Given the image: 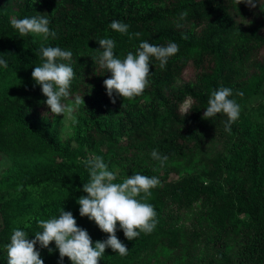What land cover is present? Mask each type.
Returning <instances> with one entry per match:
<instances>
[{
    "label": "trees",
    "instance_id": "1",
    "mask_svg": "<svg viewBox=\"0 0 264 264\" xmlns=\"http://www.w3.org/2000/svg\"><path fill=\"white\" fill-rule=\"evenodd\" d=\"M251 9L257 16L242 20ZM37 14L46 15L55 32L46 42L19 37L10 26L13 18ZM114 19L128 23V31L111 30L108 24ZM102 37L113 39L114 55L120 58L135 52L141 40L174 41L178 51L163 69L150 58L148 84L141 94L123 98L113 93L110 99L103 85L110 73L95 60L100 46L94 39ZM41 43L71 50V60L64 61L74 71L69 91L88 104L76 108L73 135L67 139L61 135L62 114L50 113L31 78L32 68L40 63L36 49ZM263 51L264 0L255 7L237 0H0V55L7 60V67L0 69V156L11 162L0 173V264H7L3 245L13 227H24L31 239L39 230L36 220L57 216L61 208L72 213L93 242L106 239L107 233L78 213L76 199L86 195L81 189L88 173L78 158L81 148L71 142L91 143L97 150L108 146L104 161L111 170L117 156L150 144L151 130L157 128L162 131L154 133L157 145L176 168L133 167L160 181L145 201L153 206L156 225L133 240L117 227L115 235L127 254L106 247L98 264H174L176 258L193 255L203 240V264H264V120L240 109L230 126L229 132L237 135L227 144L230 153L208 159L203 153L198 174L170 179L171 172L179 174L176 163L192 165L197 152H203L200 144L224 131V114L203 117L211 91L232 89L240 106L261 92ZM190 64L192 79L177 87L176 80ZM186 97L192 103L184 115L178 106ZM143 103L148 108L141 112L146 126L125 123L129 143L122 146L111 122L125 111L138 114ZM123 178L115 176L113 182ZM37 248L43 264H60L53 241ZM62 264L71 261L65 256Z\"/></svg>",
    "mask_w": 264,
    "mask_h": 264
},
{
    "label": "clouds",
    "instance_id": "2",
    "mask_svg": "<svg viewBox=\"0 0 264 264\" xmlns=\"http://www.w3.org/2000/svg\"><path fill=\"white\" fill-rule=\"evenodd\" d=\"M239 2L250 7L259 5V0H237V3ZM184 15L185 13L181 12L180 19H183ZM9 23L19 37L31 35L43 42L49 37H55V32L49 28L48 17L43 14L13 18ZM108 27L124 34L129 25L114 19L109 22ZM94 40L100 46L95 57L96 63L104 73H110V76L103 80L110 99L113 93L123 98L141 94L148 84L150 58L157 60L159 67L163 69L168 58L178 51L174 41L167 44H151L147 40H141L135 52L128 51L120 58L114 55L115 42L112 38L102 37ZM36 53L40 57V63L32 68L31 78L46 97L43 103L53 116L62 114V119L74 124V112L83 101L82 96L69 91L74 71L71 63L64 61L71 60V50L41 43ZM6 67L7 60L0 55V69ZM191 102V97H186L178 106V110L184 115L187 114L190 112ZM239 111L240 105L232 97V89L219 86L209 93L203 117L224 114V130L229 132L231 124L239 116ZM149 155L161 166L167 159L155 149ZM81 163L88 173V180L82 183L81 189L86 195L76 199L79 205L78 213L82 217L87 216L99 230L107 233L106 239L93 242L87 231L77 226L72 213L61 208L57 216L36 220L39 230L31 239H28V234L23 228H12L8 242L3 245L7 264H43L39 249L34 250V245L47 248L50 241L54 242L58 250L60 264L65 256L71 264H98V259L104 255L106 247L119 255L127 254L128 248L115 235L117 227L128 240H133L141 232L149 233L154 229L156 213L152 204L145 201L150 195V189L160 183L157 176L133 172L131 176L123 178L122 182L115 183L113 181L116 173L109 170L101 156L93 154L84 158ZM19 187L18 185L17 189ZM140 193L143 195L139 196ZM48 251L51 252L52 249L49 248Z\"/></svg>",
    "mask_w": 264,
    "mask_h": 264
},
{
    "label": "rangeland",
    "instance_id": "3",
    "mask_svg": "<svg viewBox=\"0 0 264 264\" xmlns=\"http://www.w3.org/2000/svg\"><path fill=\"white\" fill-rule=\"evenodd\" d=\"M256 16L257 15L254 13L253 9H251V11L245 16L243 15V18L241 19L244 21H248L247 18L252 19V18H255ZM263 53L264 51L259 56L262 57ZM192 77H193V65L190 64L183 71L182 75L176 80V86L177 87L183 86L186 82L192 79ZM82 101L83 103H81L78 107H81L87 104L86 100H82ZM144 105L145 104L143 103L142 107L139 108L141 111L136 115L130 114V116H128L125 111L123 113H120L118 117L119 119L112 120L111 125L113 128H115L116 131L119 132L120 137L118 139L120 143L122 144V146H126L129 143V134L127 131L124 130L125 123H135V124L146 126L145 119H143V114L141 113L143 112L145 114L146 111L148 110V108ZM240 109L245 111L246 114H248L252 119L263 121L264 120V86L261 92L251 97V99L248 100L246 105L244 106L241 105ZM131 120H134V121H131ZM151 131L153 132L151 133L152 141L150 144L148 143L146 146H144V148H142L141 151L139 150L138 152H133L129 154L125 152V153H122L121 155L126 154V156H122V157L117 156L115 160L116 163L114 162L111 168V171H114L116 173V176H119V177H126L127 175L131 176L133 172H138V170L133 168V167H137L138 165L147 166V167L149 166L152 169H161V170H163L164 168L166 169L168 167H170L172 170L173 168H176V166L172 163V161H169V159L168 161L165 160L163 166H161L158 161L150 157L149 153L153 149H155L159 154L163 155V152L160 146L157 145V142H156L157 139L155 136H157V134L154 135V133H158L162 131L159 130L158 128L151 130ZM61 135L63 139H67L73 135L71 121L63 119V127H62ZM236 136L237 135L234 132H225V130L219 131L213 134V137L210 140L206 139L200 144L199 148H201L203 152H197L199 155V158L195 156L193 158L194 160H193L192 165L191 164L189 165V163H187L185 166H183L184 160L181 162L182 166L180 165L178 166V164L176 163L177 168L179 170V174L177 175L174 172H171L170 175L172 177H170V179H177L188 173L198 174L200 172L199 168L201 169L202 166H204L203 163L201 162V157L203 153L204 155H206L207 157L206 159H208L209 157H213V155L215 154L217 157H220L223 151L225 152V154L228 155L230 153V147L227 146V144L233 142L236 139ZM71 145L77 148H81V153L78 155V158L80 160H83L84 158L91 156L93 154L101 156L102 159L104 160L105 159L104 152L109 150L108 146H106L103 149L97 150L94 144H91V143L85 144L80 141H76L75 139L72 140ZM206 159L203 161H206ZM104 162L107 163L106 161ZM10 163H11L10 159L7 155H1L0 156V173L5 171V169L10 165ZM0 203H1V195H0ZM206 241L207 240L201 241L199 245L196 247V249H192L194 250L193 255L190 254V255H186L184 258L179 257V258L174 259L175 261L174 264H203V254L204 253L202 252L203 248L201 247L206 243ZM174 257H178V255H175Z\"/></svg>",
    "mask_w": 264,
    "mask_h": 264
}]
</instances>
